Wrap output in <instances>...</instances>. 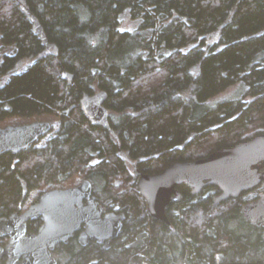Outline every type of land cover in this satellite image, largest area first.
I'll list each match as a JSON object with an SVG mask.
<instances>
[{"label": "trees", "instance_id": "trees-1", "mask_svg": "<svg viewBox=\"0 0 264 264\" xmlns=\"http://www.w3.org/2000/svg\"><path fill=\"white\" fill-rule=\"evenodd\" d=\"M0 40L14 47L0 54V122L59 116L29 150L0 156V217L24 211L25 185L42 193L88 178L105 211L127 215L123 231L109 249L75 235L53 251L57 264H264L248 198L217 203L216 186L182 185L168 224L147 214L137 185L264 133V0H0ZM101 91L109 127L82 109Z\"/></svg>", "mask_w": 264, "mask_h": 264}, {"label": "water", "instance_id": "water-1", "mask_svg": "<svg viewBox=\"0 0 264 264\" xmlns=\"http://www.w3.org/2000/svg\"><path fill=\"white\" fill-rule=\"evenodd\" d=\"M35 20V19H34ZM36 32L47 40L35 20ZM47 48H50L47 45ZM57 49L53 53L57 54ZM70 82L72 77L67 75ZM107 94H84L81 104L87 118L94 124L109 127L108 110L104 105ZM53 130L49 121L0 126V156L29 150ZM264 181V133L218 149L205 158L176 161L156 174H141L137 185L146 202L147 214L170 223L167 207L179 201L182 185L198 195L208 185L219 189L217 203L238 198ZM123 181H116L117 184ZM24 196L28 193L26 185ZM242 212L248 221L264 226V192L256 199L243 203ZM41 220L36 232L28 230V221ZM125 212L105 211L93 194V184L84 178L79 184L53 188L42 192L24 211L0 217V236L7 237L0 244V258L5 264H57L53 254L61 244H68L77 235L81 246L96 240L106 249L123 231Z\"/></svg>", "mask_w": 264, "mask_h": 264}, {"label": "rangeland", "instance_id": "rangeland-1", "mask_svg": "<svg viewBox=\"0 0 264 264\" xmlns=\"http://www.w3.org/2000/svg\"><path fill=\"white\" fill-rule=\"evenodd\" d=\"M134 23H135V27H136L137 22L134 21ZM125 26H132V22L131 21H125ZM125 28L131 29L129 27H125ZM207 39L209 40L210 43L218 42L219 41V36L216 33V34L210 35V38H207ZM13 51H14V47H12V46H2V43H1V40H0V54H1V56H3L4 54H11V53H13ZM31 62H33L32 58L25 59L22 62V65L20 66V68L18 70L19 71L24 70L26 68V66L29 63H31ZM6 79L7 78L4 77L3 79L0 80V86H2L6 82ZM39 120L40 121H49L55 127V125L58 123L59 116L55 117V116H51V115H48V114H43V115H39V116L13 117V118L7 119V120H5L3 122H0V126L4 127V126H7V125H18V124L30 123V122L39 121ZM70 186H59V187H54V188H65V187H70ZM72 186H74V185H72ZM262 192H264V181L258 187L254 188V189H252V190H250L248 192L243 193L241 195V197H239V198H248V200H252L251 198H253V197L257 196V195H260ZM40 194H41V192H39V191L28 192V195L26 196V198H28L29 201H28V203L26 205V208L31 203L33 198H38Z\"/></svg>", "mask_w": 264, "mask_h": 264}, {"label": "flooded vegetation", "instance_id": "flooded-vegetation-1", "mask_svg": "<svg viewBox=\"0 0 264 264\" xmlns=\"http://www.w3.org/2000/svg\"><path fill=\"white\" fill-rule=\"evenodd\" d=\"M193 195V194H192ZM239 198V197H238Z\"/></svg>", "mask_w": 264, "mask_h": 264}]
</instances>
